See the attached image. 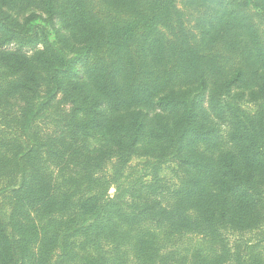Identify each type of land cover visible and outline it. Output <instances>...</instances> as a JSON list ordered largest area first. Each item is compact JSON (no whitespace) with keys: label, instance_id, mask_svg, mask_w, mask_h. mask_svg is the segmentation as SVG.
Returning <instances> with one entry per match:
<instances>
[{"label":"trees","instance_id":"1","mask_svg":"<svg viewBox=\"0 0 264 264\" xmlns=\"http://www.w3.org/2000/svg\"><path fill=\"white\" fill-rule=\"evenodd\" d=\"M182 2L0 0V264H264V0Z\"/></svg>","mask_w":264,"mask_h":264},{"label":"rangeland","instance_id":"2","mask_svg":"<svg viewBox=\"0 0 264 264\" xmlns=\"http://www.w3.org/2000/svg\"><path fill=\"white\" fill-rule=\"evenodd\" d=\"M176 1H177V3H176L177 8L180 9L181 11H183L185 14V23H186L187 29L196 34L197 32H196V30H194L195 26H194L193 19L191 17V14L184 7V4L182 2L183 0H176ZM253 12L255 14L256 23L259 26L260 31L264 32V15L257 8H254ZM24 50L29 51L28 49H24ZM225 68H226L225 70L228 72H230L231 69H233L232 66L226 65V64H225ZM246 109H247V111L253 110L250 106H247ZM110 193H113V190H110Z\"/></svg>","mask_w":264,"mask_h":264}]
</instances>
